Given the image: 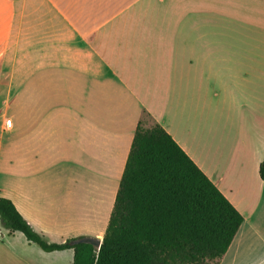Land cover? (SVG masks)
Listing matches in <instances>:
<instances>
[{
	"label": "crops",
	"instance_id": "crops-1",
	"mask_svg": "<svg viewBox=\"0 0 264 264\" xmlns=\"http://www.w3.org/2000/svg\"><path fill=\"white\" fill-rule=\"evenodd\" d=\"M4 73L22 112L0 198L48 242L103 241L143 121L243 216L218 264H264V0H0ZM21 154L73 176L17 178ZM73 260L0 224V264Z\"/></svg>",
	"mask_w": 264,
	"mask_h": 264
},
{
	"label": "trees",
	"instance_id": "trees-1",
	"mask_svg": "<svg viewBox=\"0 0 264 264\" xmlns=\"http://www.w3.org/2000/svg\"><path fill=\"white\" fill-rule=\"evenodd\" d=\"M264 181V161L260 165ZM243 216L159 124H138L102 245L50 243L14 203L0 224L45 252L74 250L73 264H218Z\"/></svg>",
	"mask_w": 264,
	"mask_h": 264
},
{
	"label": "rangeland",
	"instance_id": "rangeland-1",
	"mask_svg": "<svg viewBox=\"0 0 264 264\" xmlns=\"http://www.w3.org/2000/svg\"><path fill=\"white\" fill-rule=\"evenodd\" d=\"M21 98L22 90L8 88V82L5 73L0 74V191L2 192H5L7 187V165L9 161L7 153V127H11L13 124L12 116L22 112ZM144 125H151L147 118ZM11 130L12 128L9 129V131ZM19 160L20 166H18L17 178H22L27 175L45 178H59L65 180L67 177L73 176L72 171L69 169L61 168L53 173L51 170H40L37 165L29 163L28 161L27 163H23L22 154Z\"/></svg>",
	"mask_w": 264,
	"mask_h": 264
},
{
	"label": "water",
	"instance_id": "water-1",
	"mask_svg": "<svg viewBox=\"0 0 264 264\" xmlns=\"http://www.w3.org/2000/svg\"><path fill=\"white\" fill-rule=\"evenodd\" d=\"M72 245H78V244H90L92 246H94L98 251L101 248L102 245V241L96 238H91V237H85V238H80V239H76L71 241Z\"/></svg>",
	"mask_w": 264,
	"mask_h": 264
},
{
	"label": "built area",
	"instance_id": "built-area-1",
	"mask_svg": "<svg viewBox=\"0 0 264 264\" xmlns=\"http://www.w3.org/2000/svg\"><path fill=\"white\" fill-rule=\"evenodd\" d=\"M9 124V123H8Z\"/></svg>",
	"mask_w": 264,
	"mask_h": 264
}]
</instances>
